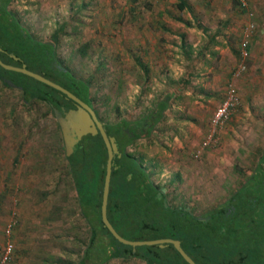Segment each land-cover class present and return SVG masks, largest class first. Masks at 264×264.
<instances>
[{
  "label": "rangeland",
  "instance_id": "rangeland-1",
  "mask_svg": "<svg viewBox=\"0 0 264 264\" xmlns=\"http://www.w3.org/2000/svg\"><path fill=\"white\" fill-rule=\"evenodd\" d=\"M248 1L255 27L247 33V67L237 77L247 16L236 0H13L12 6L41 39L65 26L58 52L90 80L102 124L142 118L171 93L153 132L128 150L142 158L171 204L204 215L225 203L264 155V0ZM185 78L186 86L178 84ZM232 80L238 106L214 127ZM48 113L44 105L22 103L19 89L0 85V247L14 222L9 264H76L88 235L66 175L60 128Z\"/></svg>",
  "mask_w": 264,
  "mask_h": 264
},
{
  "label": "trees",
  "instance_id": "trees-1",
  "mask_svg": "<svg viewBox=\"0 0 264 264\" xmlns=\"http://www.w3.org/2000/svg\"><path fill=\"white\" fill-rule=\"evenodd\" d=\"M12 2L0 0V59L18 67L24 64L27 69L72 92L97 113L90 80L78 76L58 52L65 26L59 25L48 40L41 39L21 21ZM179 7L184 5L181 3ZM86 46L85 43L78 48L80 55L86 53ZM189 81L185 78L178 84L186 86ZM0 85L19 89L22 103L44 105L53 117L54 109L63 114L75 107L74 101L60 91L1 66ZM170 95L166 93L155 110L142 118L131 121L121 117L103 124L108 136L115 138L118 148L112 160L108 220L129 240L177 239L196 264H264V155L225 203L204 215H196L171 204L168 193L154 183L152 172L142 158L128 150L138 138L153 132L168 107ZM106 157L100 134L83 136L73 152L64 155L66 175L88 232L76 264H106L112 259L137 260L144 264H188L172 244L164 247L125 245L103 225L100 206Z\"/></svg>",
  "mask_w": 264,
  "mask_h": 264
},
{
  "label": "water",
  "instance_id": "water-1",
  "mask_svg": "<svg viewBox=\"0 0 264 264\" xmlns=\"http://www.w3.org/2000/svg\"><path fill=\"white\" fill-rule=\"evenodd\" d=\"M11 56H13L11 54ZM0 66L3 69L15 71L27 75L39 82H42L61 93L65 94L67 98H70L75 103V108L67 110L64 114H61L57 109H54V116L57 120L60 132L62 135L65 155L69 156L73 150L75 144L85 135H97L100 134L103 143L106 148V161H105V176L102 189V199L100 206V215L103 225L108 229L112 236L122 244L130 245L133 247L142 246V245H158L159 247H164L167 244H172L181 257L188 264H196V262L184 251L181 247L180 241L177 239L171 238H161L154 240H129L122 237L112 226L110 221L107 218V201L109 194V185L112 172V160L115 154L118 153V148L116 140L113 136H108L103 124L98 119L96 112L92 109L87 103L82 101L72 92L57 84L56 82L44 77L41 74H38L34 71H31L22 66H14L11 64L4 63L0 59ZM199 220H204V217H198Z\"/></svg>",
  "mask_w": 264,
  "mask_h": 264
},
{
  "label": "built area",
  "instance_id": "built-area-1",
  "mask_svg": "<svg viewBox=\"0 0 264 264\" xmlns=\"http://www.w3.org/2000/svg\"><path fill=\"white\" fill-rule=\"evenodd\" d=\"M239 7L245 11L247 16V22L245 24V29L247 30L246 35L240 40L239 43V62L238 65L233 72V77H237L246 69V61L250 55V42L247 33H251L255 27V23L253 21V12L249 6L248 0H236ZM239 103L238 90L233 82L228 83L226 87V93L219 104V106L215 109L214 114L212 116V124L214 127H221L225 125L229 120L232 114V111L236 109ZM14 222H9L5 229V240L0 247V264H9L14 253V242L12 239V235L14 232Z\"/></svg>",
  "mask_w": 264,
  "mask_h": 264
},
{
  "label": "flooded vegetation",
  "instance_id": "flooded-vegetation-1",
  "mask_svg": "<svg viewBox=\"0 0 264 264\" xmlns=\"http://www.w3.org/2000/svg\"><path fill=\"white\" fill-rule=\"evenodd\" d=\"M75 108V107H74ZM66 112V111H65ZM65 112H63V114L65 113Z\"/></svg>",
  "mask_w": 264,
  "mask_h": 264
},
{
  "label": "crops",
  "instance_id": "crops-1",
  "mask_svg": "<svg viewBox=\"0 0 264 264\" xmlns=\"http://www.w3.org/2000/svg\"><path fill=\"white\" fill-rule=\"evenodd\" d=\"M241 9V8H240ZM242 10V9H241ZM244 12V11H243Z\"/></svg>",
  "mask_w": 264,
  "mask_h": 264
}]
</instances>
